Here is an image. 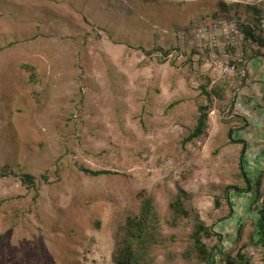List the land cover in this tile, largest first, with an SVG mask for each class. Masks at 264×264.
<instances>
[{
	"label": "rangeland",
	"instance_id": "374dc122",
	"mask_svg": "<svg viewBox=\"0 0 264 264\" xmlns=\"http://www.w3.org/2000/svg\"><path fill=\"white\" fill-rule=\"evenodd\" d=\"M256 11L264 0H0V168L11 171L0 177V264H115L114 231L143 190L162 216L144 264H204L179 256L192 255L194 217L166 223L180 190L219 235L204 240L214 264L237 253L262 264L264 39L242 35L240 70L224 76L198 61L189 34ZM200 105L205 133L184 143ZM232 140L247 147L249 193Z\"/></svg>",
	"mask_w": 264,
	"mask_h": 264
},
{
	"label": "trees",
	"instance_id": "16d2710c",
	"mask_svg": "<svg viewBox=\"0 0 264 264\" xmlns=\"http://www.w3.org/2000/svg\"><path fill=\"white\" fill-rule=\"evenodd\" d=\"M221 13V12H220ZM226 17V14H218L215 17ZM264 19V13L261 11H256L255 14L251 16V22L242 25V35H246L250 42H257L258 39H264V32L261 30V20ZM156 51H159L155 49ZM161 54L166 56L168 52L159 51ZM234 51L231 50L230 54L234 56ZM245 54V52H243ZM193 54H196L194 50ZM201 63V61L199 60ZM241 60H231V64L235 65L236 72H239L238 64ZM188 64V63H187ZM190 65V62L189 64ZM207 81V79H206ZM204 88V87H202ZM208 120V106L200 105L198 107V115L196 118V123L193 130L190 132L189 136L184 140V143L191 142L194 139L201 137L206 130ZM229 139H232V132L229 133ZM231 141V140H230ZM232 143L242 144L241 155L239 158V170L240 176L245 184V189H240L244 193H249L253 190L250 179L242 163L244 161V156L247 151V147L242 140H232ZM80 170L85 174L97 177L101 175L112 174L110 171L105 170H90L81 167ZM11 174L8 167L0 168V177H6ZM34 177L29 174H24L22 176V183L28 185L29 187H34ZM186 192L180 190V192L173 198L170 204L169 216L165 217L166 223L173 224L174 227H179L181 223L185 220H192L191 231L188 234V248L183 252L192 254L191 256L183 254L180 252V257H185V259H190L191 261H199L204 264H214V249L207 246L204 240L211 239L212 237H219L213 231L212 227L206 226L201 222L198 216H194L193 211L186 208L181 197H185ZM136 199L138 208L136 209H125L122 214V223L114 231L115 235L120 238L123 236V240L117 242V247L113 253L112 260L115 264H144L145 259L150 255L149 252L155 246L154 244L158 242L157 240V230L162 223V216L157 210L153 199L147 194L145 190L140 191L136 194ZM227 201L229 203V195L227 196ZM258 206L256 207V226L255 236L257 237V245L262 248V264H264V190L256 191L255 201ZM230 204V203H229ZM231 205V204H230ZM224 264H251V258L246 257L237 253L234 259L230 257L224 262Z\"/></svg>",
	"mask_w": 264,
	"mask_h": 264
},
{
	"label": "built area",
	"instance_id": "2783aa9c",
	"mask_svg": "<svg viewBox=\"0 0 264 264\" xmlns=\"http://www.w3.org/2000/svg\"><path fill=\"white\" fill-rule=\"evenodd\" d=\"M248 22L240 21L237 17L220 16L189 29L194 46L197 47L196 56H199L201 63L205 62L206 65L219 70L221 75L233 76L236 69L230 60L237 58L231 57L230 51L239 48L242 25ZM260 28L264 32V19L261 20Z\"/></svg>",
	"mask_w": 264,
	"mask_h": 264
}]
</instances>
